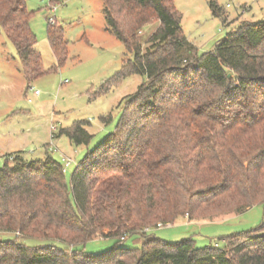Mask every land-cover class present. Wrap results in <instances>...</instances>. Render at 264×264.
<instances>
[{"label": "trees", "instance_id": "obj_1", "mask_svg": "<svg viewBox=\"0 0 264 264\" xmlns=\"http://www.w3.org/2000/svg\"><path fill=\"white\" fill-rule=\"evenodd\" d=\"M102 3L106 30L132 55L102 93L134 75L143 83L120 101L115 129L69 180L49 152L37 160L23 152L5 156L0 264H264V223L227 237L222 248H197L192 237L172 244L146 231L185 216L220 219L264 204V19L241 22L214 49L192 56L174 0ZM210 7L225 23L222 9ZM33 16L26 0H0V29L28 85L46 73ZM155 23L143 47V30ZM47 36L62 65L63 28L49 21ZM86 125L76 122L56 136L88 146L94 135ZM96 239L113 245L85 253ZM129 239L133 247L124 245Z\"/></svg>", "mask_w": 264, "mask_h": 264}, {"label": "rangeland", "instance_id": "obj_2", "mask_svg": "<svg viewBox=\"0 0 264 264\" xmlns=\"http://www.w3.org/2000/svg\"><path fill=\"white\" fill-rule=\"evenodd\" d=\"M211 2L222 9L225 23L213 15ZM26 4L34 11L30 25L46 73L29 86L14 45L0 29V167L8 154L21 151L28 160H37L49 152L63 166L64 158L72 160L65 172L69 180L86 153L115 129L120 101L137 91L143 77H128L102 93L123 60L132 58L123 43L106 30L102 0H26ZM174 4L183 17V33L193 44L192 56L214 49L241 22L264 19V0H174ZM51 18L63 28L68 43L67 59L62 65L48 41ZM158 26L155 23L143 30V47ZM35 90L40 95L36 96ZM108 115L112 120L105 124L102 118ZM79 121L86 122L94 135L88 146L76 147L67 136H56ZM53 126L56 130L52 132ZM188 218L181 217L161 228L150 227L151 233L172 244L192 237L197 248H222L227 237L242 235L264 223V204L220 219ZM112 245L110 239H96L83 251L99 254ZM124 245L133 247L134 242L129 239Z\"/></svg>", "mask_w": 264, "mask_h": 264}, {"label": "built area", "instance_id": "obj_3", "mask_svg": "<svg viewBox=\"0 0 264 264\" xmlns=\"http://www.w3.org/2000/svg\"><path fill=\"white\" fill-rule=\"evenodd\" d=\"M51 10H52V9H51ZM50 22H51L52 24L55 23V19L51 18V19H50ZM34 94H35L36 96H38V95H40V92H39L38 90H35V91H34ZM29 101H31V99H29ZM51 130H52V132H53V131L56 130V128L53 126ZM53 138H54V135H53ZM64 162H65V165L63 166V172H66L67 167H70V166H71V164H72V160L69 159V158H64ZM169 224H170V223H168V225H169ZM164 225H165V224H163V223H158L157 228L164 227ZM146 231H151V229H150V228H146Z\"/></svg>", "mask_w": 264, "mask_h": 264}, {"label": "crops", "instance_id": "obj_4", "mask_svg": "<svg viewBox=\"0 0 264 264\" xmlns=\"http://www.w3.org/2000/svg\"><path fill=\"white\" fill-rule=\"evenodd\" d=\"M87 130L91 133V134H93L91 131H90V128H88L87 127ZM71 141V140H70ZM71 143H72V141H71ZM73 144V143H72ZM74 145V144H73ZM75 146V145H74ZM83 146V145H82ZM76 147H79V146H76ZM19 152V151H18ZM21 152V151H20Z\"/></svg>", "mask_w": 264, "mask_h": 264}]
</instances>
